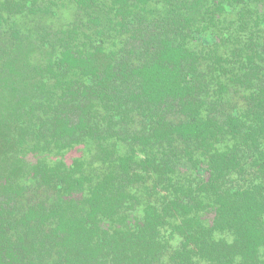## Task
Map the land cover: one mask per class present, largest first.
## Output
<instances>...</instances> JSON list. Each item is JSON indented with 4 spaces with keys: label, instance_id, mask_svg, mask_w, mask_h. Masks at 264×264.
Returning a JSON list of instances; mask_svg holds the SVG:
<instances>
[{
    "label": "trees",
    "instance_id": "obj_1",
    "mask_svg": "<svg viewBox=\"0 0 264 264\" xmlns=\"http://www.w3.org/2000/svg\"><path fill=\"white\" fill-rule=\"evenodd\" d=\"M60 1L0 0V264H264V0Z\"/></svg>",
    "mask_w": 264,
    "mask_h": 264
},
{
    "label": "rangeland",
    "instance_id": "obj_2",
    "mask_svg": "<svg viewBox=\"0 0 264 264\" xmlns=\"http://www.w3.org/2000/svg\"><path fill=\"white\" fill-rule=\"evenodd\" d=\"M46 1V0H43ZM71 2V1H70ZM58 6L55 9V16L50 18H47L46 20H49V24L53 26L58 27H66L69 24V21L73 20L75 16L73 3H68L66 0L57 2ZM54 9V8H53ZM51 16V15H50ZM28 17H23L22 15H18L17 17H14V19L19 23L22 31H26L27 27L25 26L26 23L34 22V19H32L30 22H27ZM31 19V18H30ZM93 144L85 143V145H77L74 149L67 152L66 156L63 157L65 162L69 164V162L72 160L73 157H78L81 155L82 149L86 151V148L91 147V153H95V149L92 147Z\"/></svg>",
    "mask_w": 264,
    "mask_h": 264
}]
</instances>
